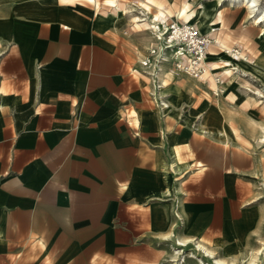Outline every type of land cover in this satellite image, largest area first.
I'll list each match as a JSON object with an SVG mask.
<instances>
[{
  "label": "crops",
  "instance_id": "obj_1",
  "mask_svg": "<svg viewBox=\"0 0 264 264\" xmlns=\"http://www.w3.org/2000/svg\"><path fill=\"white\" fill-rule=\"evenodd\" d=\"M19 13L14 25L0 21V264L145 252L138 240L178 219L165 168L184 149L183 128L150 103L113 34L121 23L49 0ZM187 196L189 222L199 223L200 185ZM175 197L180 210L186 198Z\"/></svg>",
  "mask_w": 264,
  "mask_h": 264
},
{
  "label": "rangeland",
  "instance_id": "obj_2",
  "mask_svg": "<svg viewBox=\"0 0 264 264\" xmlns=\"http://www.w3.org/2000/svg\"><path fill=\"white\" fill-rule=\"evenodd\" d=\"M36 1L0 0V21H9L13 25L22 21L19 12L26 3ZM49 1L77 6L97 22L117 20L121 23L113 34L133 56L134 69L147 83L150 103L161 116L174 122L178 120L179 129L183 128L184 149L181 151L179 148L178 155L176 150V156L169 157L165 168L169 176L166 198L174 201L170 213L178 218L172 225L174 228L166 234L174 233L172 239L179 236L198 240L227 263L247 264L249 257L254 255L258 257L259 264H264V22L256 24L247 10L241 7L216 5L213 0H197L192 5L194 9L204 3L210 5L213 14L209 24L217 22L212 26L216 33H209L207 25H201L193 18L180 19L179 22L194 24L202 34L210 36L209 67L217 63L221 68L211 70L205 80H198L183 73L174 75V69L169 64L159 61L167 73H160L158 77L162 88L157 96L170 104V108L162 110L158 106L159 99L153 94V79L141 65L149 49H160L162 41L155 37L150 39L149 34L139 31L134 27L135 19L130 16L131 13L141 15L142 0H118L122 7L117 9L109 6L106 0H98L99 4L87 0ZM153 1L167 6L175 15L184 0ZM258 3L263 6L264 0H258ZM156 12V6H151L148 16ZM173 21V18L168 20ZM218 39L225 45L224 48L217 45ZM4 52L0 42V69ZM239 52L248 58V62L232 59ZM219 58L235 63V66L229 67L232 69L229 75L223 73L228 67H224ZM252 60L257 68L249 63ZM153 62L156 63V60ZM178 169L180 173L176 175ZM182 175L186 177L183 184L174 181ZM198 184L201 192L199 200L205 205L198 213L199 223H191L186 211L189 197L186 194ZM177 193L186 198L185 204L179 199L180 210L175 199ZM210 202L214 203L210 205L211 209ZM183 223L187 226L184 227ZM166 234L138 240L147 242L143 253L123 251L104 261L98 257L94 261L96 255L78 254L74 255V264H199L200 260L205 264H215L213 259L203 257L194 245L177 254L174 240H163ZM191 255L195 257L188 258Z\"/></svg>",
  "mask_w": 264,
  "mask_h": 264
},
{
  "label": "bare ground",
  "instance_id": "obj_3",
  "mask_svg": "<svg viewBox=\"0 0 264 264\" xmlns=\"http://www.w3.org/2000/svg\"><path fill=\"white\" fill-rule=\"evenodd\" d=\"M65 1L71 2L72 0H65ZM87 1L92 2L94 4H96V2L98 3V0H87ZM196 1L197 0H184L181 7L178 8L179 10L176 11L175 15H173L170 13L167 6H165L161 3H155L153 0H142L141 4H140L141 5V7H140L141 15H134L133 13H131L130 16H132L135 19L136 23L134 24V27L139 28L140 29L139 31H144L146 34H149V36H151L150 39L155 37L156 40H160V39H163L165 37L166 31H167V21L169 20V18H173L174 22H177L180 19L188 20L190 18L191 19L193 18V19L199 21V23L201 25H207V29H208L209 33H211V31L212 32L215 31L216 29L212 28V26L216 25L217 22L209 24V21L211 20L212 14H213L212 11H210L211 10L210 5L208 3H204V4H201L198 7V9L197 8L194 9L192 7V5L195 4ZM206 1L210 2L211 0H206ZM105 2L109 6L115 7L116 9L122 7V5L119 3L118 0H106ZM212 2H215L216 5L220 4L222 6L227 5V6H231V7H241L243 9L247 10L248 15L253 17V20L256 24L264 22V5L260 6L258 3V0H213ZM151 6H154V7L156 6L157 12L155 14H153L152 16H148V14L150 13V10H151ZM218 18L220 19L219 22H221L222 20H221L220 13H219ZM215 33H216V31H215ZM216 42H217V45L224 48L225 45L219 39L216 40ZM239 53H235L234 56L232 57V59L236 60L238 62H244V61L248 62V58L244 54H241V53L239 54ZM213 55L218 59V56L216 54H213ZM219 59L224 63V67L225 66L228 67L223 73L225 75H229L231 73V70H232L229 67L235 66V63H233L230 59H223V58H219ZM165 61H167L166 58H165ZM165 63H167V62H165ZM249 63H251L256 68L258 67V65L255 64L254 60H252V62H249ZM159 67L161 70L160 73H163V72L167 73V71L163 70L162 66H159ZM219 68H221V67L217 63H213L211 66V70H213V69L215 70V69H219ZM235 68L238 69V67H235ZM230 77L234 78L232 76H230ZM205 78H207V75L205 76ZM163 105H164L163 107H165L166 109L170 108V104L165 102V101H163ZM223 135H224V133H223ZM183 225H184V227H186L187 223H185V224L183 223ZM173 236H175L174 233H171L170 235H165L163 240L166 242H171L174 240V243L176 246L174 249L176 250L177 254L179 252H181L184 248L189 247L190 245H194L195 249L199 253L203 254V257L213 259V262L215 264H235L234 261H232L231 263H227V262L221 260L220 258H217L214 255L212 250L206 248L198 240L195 241L193 239L182 238L179 236H176V237H174V239H172ZM172 257H175V256H172ZM194 257H195L194 255L188 256V258H194ZM198 263L199 264H205V262L203 260H200ZM247 264H259L258 263V257L251 255L247 261Z\"/></svg>",
  "mask_w": 264,
  "mask_h": 264
},
{
  "label": "built area",
  "instance_id": "obj_4",
  "mask_svg": "<svg viewBox=\"0 0 264 264\" xmlns=\"http://www.w3.org/2000/svg\"><path fill=\"white\" fill-rule=\"evenodd\" d=\"M162 41V42H161ZM160 49H149L147 57L141 60V65L146 73L153 79V88L156 98L159 99L162 108V97L157 96L162 85L158 79L160 67L158 62H167L176 73H183L198 80H205L207 73L211 71L208 62L209 45L211 38L204 35L194 24L168 22L165 37L160 39ZM158 54V55H157ZM167 56V57H166ZM165 58L167 61H165ZM156 60V63L153 62Z\"/></svg>",
  "mask_w": 264,
  "mask_h": 264
}]
</instances>
